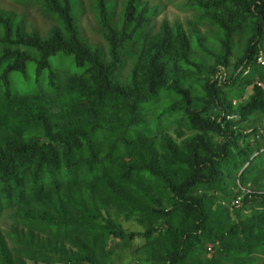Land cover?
<instances>
[{
    "label": "trees",
    "instance_id": "obj_1",
    "mask_svg": "<svg viewBox=\"0 0 264 264\" xmlns=\"http://www.w3.org/2000/svg\"><path fill=\"white\" fill-rule=\"evenodd\" d=\"M15 1L37 2L54 24L41 34L0 11V211L112 171L103 185L127 215L160 218L141 232L151 264H222L200 256L215 244L223 255L264 252V206L238 218L243 205L264 203V190H233L227 178L264 165V127L256 129L249 118L264 113V56L258 60L264 0H190L199 19L215 28L214 49L194 27L187 36L162 20L150 31L156 8L143 0H123L118 11L116 0H92L104 47L82 36L79 0ZM228 64L229 79L218 83L215 75ZM182 71L193 73L183 78ZM122 184L145 204L135 205ZM214 193L226 204L211 211ZM85 214L101 221L91 238L107 234L117 244L136 234L95 210ZM58 215L42 216L53 234L66 229L67 216ZM24 253L49 260L55 251L30 241ZM88 256L83 249L64 261L79 264ZM0 264H23L1 238Z\"/></svg>",
    "mask_w": 264,
    "mask_h": 264
},
{
    "label": "rangeland",
    "instance_id": "obj_2",
    "mask_svg": "<svg viewBox=\"0 0 264 264\" xmlns=\"http://www.w3.org/2000/svg\"><path fill=\"white\" fill-rule=\"evenodd\" d=\"M122 1L116 0V11L120 9ZM143 1L148 6L156 8V14L149 23L150 31H156L162 20L166 21L169 26L178 24L187 36L190 28L194 27L201 35L204 43L211 49L215 48L214 26L199 19L200 11L190 5V0ZM79 3L81 11L78 15L77 25L82 36L88 42L104 47L105 43L98 32L99 27L93 13L92 0H79ZM0 11L15 13L22 18L25 27L36 28L41 34L46 33L54 24L53 20L42 12L37 2L19 3L15 0H0ZM263 54L264 45L260 54L261 58L264 56ZM129 62L130 59H127L123 72L127 70ZM207 70L208 68L203 67L200 74L205 75ZM230 71L231 64L223 66L220 73L217 72L215 75L217 82L225 83L229 79ZM192 73L191 71H182L183 78L191 76ZM252 80L259 81L260 79L255 75ZM220 87L223 86L220 85ZM246 93L247 91L245 90ZM244 98L245 96L240 101H243ZM249 118L256 129L260 130L264 127V113H253ZM250 127L246 126L244 129L247 131ZM187 133V128L183 127L182 135ZM241 169L242 167L227 177L231 179L228 182L229 188L241 192L249 189L264 190V165L257 164L253 172H241ZM111 175L112 171H109L107 175L99 176L91 183L79 180L71 186L62 185L55 191L40 194L41 196L36 197V199L31 196L24 205L14 204L10 207L2 208L0 211V238L12 259H19L23 264H65V256L73 257L85 249L90 260L82 259L79 264H91L92 260L96 264H151L147 257L152 249L148 248L141 232L146 225L157 226L160 218H156L144 211H137L127 215V206L103 185V180L106 176L110 177ZM121 186L135 205L141 206L145 204L142 195L136 193L134 187H129L125 184ZM228 187L222 189L221 192L224 193ZM155 194L153 198L156 202L165 206L164 194L158 192ZM217 195L214 193L208 198L207 205L211 211H216L219 207L226 204ZM233 204L236 203L233 201ZM263 206L264 203L260 201L245 204L239 210L238 218L243 219ZM88 210H95L103 216H110L118 221L126 231H133L136 234L124 243L121 242V238H116L118 239L117 244L116 240L107 234L95 235L91 238V233L99 227L101 221L97 217L88 218L85 214ZM58 214L67 216L65 221L66 229L64 232L60 230L58 234H53L51 229L45 224L46 221L42 216L55 218ZM74 218L79 219L77 223L70 222L69 219ZM259 226L264 227V218L259 222ZM30 241H36V245L41 247L52 248L55 251L51 255L52 258L44 260L42 256L26 257L24 250L29 247ZM200 256L205 258L214 257L222 264H227L239 258L250 261V264H264V252L252 249L245 254L223 255L216 247V244L213 248L205 249ZM184 264L186 263L184 262Z\"/></svg>",
    "mask_w": 264,
    "mask_h": 264
},
{
    "label": "built area",
    "instance_id": "obj_3",
    "mask_svg": "<svg viewBox=\"0 0 264 264\" xmlns=\"http://www.w3.org/2000/svg\"><path fill=\"white\" fill-rule=\"evenodd\" d=\"M258 60L261 61V62H263V59L260 56L258 57Z\"/></svg>",
    "mask_w": 264,
    "mask_h": 264
}]
</instances>
